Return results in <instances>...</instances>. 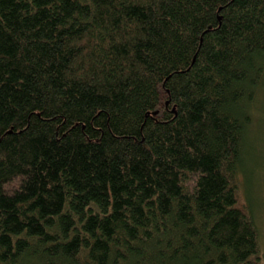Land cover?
Listing matches in <instances>:
<instances>
[{"label":"trees","instance_id":"obj_1","mask_svg":"<svg viewBox=\"0 0 264 264\" xmlns=\"http://www.w3.org/2000/svg\"><path fill=\"white\" fill-rule=\"evenodd\" d=\"M260 113L264 0H0V264H264Z\"/></svg>","mask_w":264,"mask_h":264},{"label":"rangeland","instance_id":"obj_2","mask_svg":"<svg viewBox=\"0 0 264 264\" xmlns=\"http://www.w3.org/2000/svg\"><path fill=\"white\" fill-rule=\"evenodd\" d=\"M254 145L256 156H254L255 171H250V180L246 191H248L252 203L253 215L261 232V245L264 252V114H258ZM251 163V164H252Z\"/></svg>","mask_w":264,"mask_h":264}]
</instances>
